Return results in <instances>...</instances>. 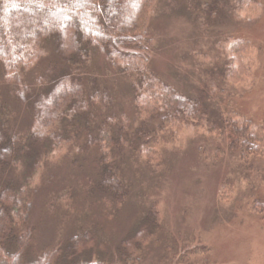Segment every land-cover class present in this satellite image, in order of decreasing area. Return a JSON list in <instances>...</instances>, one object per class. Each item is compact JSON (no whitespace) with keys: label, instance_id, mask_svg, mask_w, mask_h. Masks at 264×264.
Instances as JSON below:
<instances>
[{"label":"trees","instance_id":"obj_1","mask_svg":"<svg viewBox=\"0 0 264 264\" xmlns=\"http://www.w3.org/2000/svg\"><path fill=\"white\" fill-rule=\"evenodd\" d=\"M157 2L0 0V264H143L151 242L161 230L162 206L154 201L137 228L121 239L107 257L90 256L97 246L103 252L107 249L104 243L97 242L92 229L78 231L64 245L30 255L35 235L30 220L37 172L51 153L60 156L72 140L80 139L71 137L69 132L73 130L61 128L63 134L53 131L59 126L84 121L88 135L80 152L90 146L99 149L96 187L117 203L127 194L120 168L124 151L133 149L150 164H159L169 131L206 129L213 136H228L230 151L243 160L264 156V122L256 123L236 112L225 116L219 107L212 111L208 100L225 94L234 85L255 83V63L245 60L253 42L233 39L229 52L222 42L219 48L223 57L208 70L201 63L206 54H195L200 58L195 66L202 87L184 93L151 66L155 38L150 22ZM242 4L243 0H192L189 6L196 12L203 32H208V26L224 11L236 20H245L239 13ZM48 48L56 60L36 72ZM97 54L104 56L132 93L142 120L130 132L133 139L125 138L132 125L129 117L123 113L122 120L119 115L108 114L114 107V97L107 86L96 87L92 94L88 91L83 73ZM33 72L36 76L31 84L27 77ZM3 81L12 85L13 98L19 99L30 113L32 127L28 132L11 126L13 111L5 103ZM98 109L102 115L97 114ZM94 124L98 127L95 134ZM21 164L25 166L22 175L16 171ZM234 188L233 181L227 180L222 198L232 194ZM251 209L263 215L264 198L255 199ZM208 251L206 246L191 251L173 243L166 247L159 263L188 264L191 252Z\"/></svg>","mask_w":264,"mask_h":264},{"label":"rangeland","instance_id":"obj_2","mask_svg":"<svg viewBox=\"0 0 264 264\" xmlns=\"http://www.w3.org/2000/svg\"><path fill=\"white\" fill-rule=\"evenodd\" d=\"M190 1L158 0L155 5L150 22L151 35L155 38L152 68L184 93H191L195 87H202L195 66L196 59L200 58L195 54H206L201 63L208 70L223 57L219 48L222 42L229 52L233 39L247 38L254 47L245 60L255 63V83L234 85L225 94L208 100L212 111L219 107L225 116L236 112L263 123L264 0L255 3L243 0L239 13L245 20H236L224 11V15L208 26V32L201 29ZM51 60L56 59L48 48L35 71L40 72ZM89 65L83 73L89 93L98 86H107L114 97V107L108 114L119 115L124 120L121 115L125 113L132 121L125 138L133 139L130 132L142 120L128 84L111 70L101 54ZM35 76L34 72L28 75L31 84ZM1 87L5 103L12 107L11 126L28 132L32 127L28 109L13 98L12 85L3 81ZM97 114L102 112L98 109ZM97 124L93 125L94 134ZM59 127L53 131L63 134L61 128L73 130L69 132L71 137L80 139L72 140L60 156L54 157L55 153H51L37 172L30 220L35 234L31 256L64 245L80 230L92 229L97 242L104 243L107 249L103 252L97 246L90 256L107 257L121 239L137 228L151 203L159 201L162 227L151 242L143 264H160L166 247L173 243L191 251L208 247L205 253L191 252L188 264H264V214H255L251 209L255 199L264 198V156L243 160L230 151L228 136H213L206 129L196 132L190 127L180 133L169 131L159 164H150L132 152L133 149L124 151L120 168L127 194L117 203L96 187L99 149L90 146L80 152V145L88 135L84 121ZM24 167L21 164L16 171L22 175ZM227 180H232L235 188L223 199Z\"/></svg>","mask_w":264,"mask_h":264}]
</instances>
